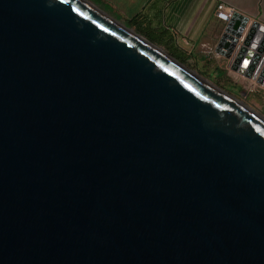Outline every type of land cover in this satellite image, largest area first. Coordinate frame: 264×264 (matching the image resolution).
I'll return each instance as SVG.
<instances>
[{
    "label": "water",
    "instance_id": "1",
    "mask_svg": "<svg viewBox=\"0 0 264 264\" xmlns=\"http://www.w3.org/2000/svg\"><path fill=\"white\" fill-rule=\"evenodd\" d=\"M0 264H264V117L92 0H0Z\"/></svg>",
    "mask_w": 264,
    "mask_h": 264
},
{
    "label": "crops",
    "instance_id": "2",
    "mask_svg": "<svg viewBox=\"0 0 264 264\" xmlns=\"http://www.w3.org/2000/svg\"><path fill=\"white\" fill-rule=\"evenodd\" d=\"M122 22L186 60L224 59L215 52L220 2L264 25V0H92Z\"/></svg>",
    "mask_w": 264,
    "mask_h": 264
},
{
    "label": "rangeland",
    "instance_id": "3",
    "mask_svg": "<svg viewBox=\"0 0 264 264\" xmlns=\"http://www.w3.org/2000/svg\"><path fill=\"white\" fill-rule=\"evenodd\" d=\"M162 48L173 55L167 48ZM177 55L179 56V54ZM179 57L185 59L182 58L185 57L183 55ZM182 62L187 68L196 71L214 85L223 89L264 117V93L262 91H250V80L239 74L231 73L227 69L226 60L210 58L208 60L198 59L196 61L188 59Z\"/></svg>",
    "mask_w": 264,
    "mask_h": 264
},
{
    "label": "built area",
    "instance_id": "4",
    "mask_svg": "<svg viewBox=\"0 0 264 264\" xmlns=\"http://www.w3.org/2000/svg\"><path fill=\"white\" fill-rule=\"evenodd\" d=\"M240 13L236 8L226 4V3H223V2H220L217 4V7L215 8V11H214V15L215 17L220 20V21H224V22H229L231 21L234 17H236V15ZM261 36L262 34H258L255 36V39L256 40H260L261 39ZM251 52H254L256 53L257 50L256 49H253V48H249ZM218 56H220L219 54H217ZM262 56V59H264V51L263 53L261 54ZM221 57V56H220ZM226 63H227V69L231 72V73H234V74H239L241 75L242 77H245V78H248L250 80V91H256V92H261L264 93V83H260L258 81V78L261 76V73H262V68L258 69V68H255L254 72H253V76L252 77H246L244 75V73L239 72V71H235L232 69V64H233V58L232 59H226ZM264 96V95H263Z\"/></svg>",
    "mask_w": 264,
    "mask_h": 264
},
{
    "label": "trees",
    "instance_id": "5",
    "mask_svg": "<svg viewBox=\"0 0 264 264\" xmlns=\"http://www.w3.org/2000/svg\"><path fill=\"white\" fill-rule=\"evenodd\" d=\"M173 55H174L175 57L177 56V58H178L179 60H181V61H186V58H185V57H182V58H185V59H181V57H179L180 54H179V56H178L176 53H173Z\"/></svg>",
    "mask_w": 264,
    "mask_h": 264
},
{
    "label": "bare ground",
    "instance_id": "6",
    "mask_svg": "<svg viewBox=\"0 0 264 264\" xmlns=\"http://www.w3.org/2000/svg\"><path fill=\"white\" fill-rule=\"evenodd\" d=\"M237 102L240 103L242 106H246V107H248L247 105L243 104V103H242L241 101H239L238 99H237Z\"/></svg>",
    "mask_w": 264,
    "mask_h": 264
}]
</instances>
